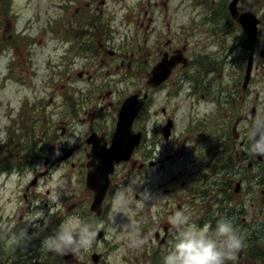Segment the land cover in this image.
I'll list each match as a JSON object with an SVG mask.
<instances>
[{"label":"flooded vegetation","instance_id":"flooded-vegetation-1","mask_svg":"<svg viewBox=\"0 0 264 264\" xmlns=\"http://www.w3.org/2000/svg\"><path fill=\"white\" fill-rule=\"evenodd\" d=\"M80 1L84 0H67L65 3H59V8L62 10L61 15H65L68 19L74 16L73 19L79 23V28L72 31L67 30L63 36L64 39L69 34L70 38L61 42L62 45H65L61 52L63 53L61 65L66 68L69 79L78 85L77 99L73 107H76L82 115H93L85 118L73 113V117H77L78 123L88 126L77 132L75 141L65 139L66 136L74 133L70 131V126L75 123L70 122L68 127L62 126V132L58 135V140L55 143L57 148L54 147L55 144L48 146L52 152L48 158L46 157L45 162L60 154L49 163L50 167L63 162L72 166H84L87 174L88 165L92 164L93 160L94 141H98L101 146L103 144L110 146L112 143L111 139L124 99L134 92L143 96L148 91L147 103L136 117L133 125L134 131L143 132V141L134 149L129 160L116 165V171L111 176L109 194L107 193V199L105 198L103 202V209L109 205V201L112 202L110 193L116 184L115 178L118 169L121 166L128 167L127 175L134 179L136 173V178L139 181L137 184H139L140 192L136 197L141 202L140 206L143 208L144 205L160 204L159 207H162V210H157L158 220L144 221L140 224L144 232L150 230L147 233L149 244L144 243V248L148 247L144 256L152 251L154 241L157 242L159 249L162 247L169 249L177 231L169 220L165 221L163 218L165 208L170 207L171 215L175 213V209L183 211L189 217V224L194 222L198 226L205 224L215 226L217 219L230 218L244 239V246L238 252L236 260L243 263L252 259L251 264H264V156L259 157L250 151L251 141L248 135L256 119V100L259 98V93H253L254 88L251 90L249 85L246 87L245 80L241 85L237 81L235 85L228 86L231 88V92L224 103L223 90L218 77L207 81L204 76L198 75L205 71L203 68L207 57L213 59L211 63L215 66L218 62L216 56L208 53L207 47L202 41V38L207 36L205 32L211 33L210 35L221 32L219 22L225 21L228 33L235 34L241 26L238 20L225 12L224 0H193L196 8L193 13L188 15L187 19H183L184 14L179 15L177 12V9L178 11L182 10V0H179L178 3H173L175 0H126L128 2L125 0H104L103 6H101L103 0H87V7L80 5ZM109 1L116 4L117 13L116 11L112 13L109 9L107 5ZM73 2H75L74 5ZM211 5L212 14L209 15L212 17L213 25L205 29L208 21L206 14L209 11L208 6ZM197 7L200 9L197 10ZM120 10L122 13L119 15ZM190 11L192 12V8ZM239 11L244 12L240 9ZM115 14L117 15L115 16ZM94 16H97L96 20L92 19ZM178 20L179 25L176 29ZM103 22H110V25L115 29L118 25L126 27V31L121 35L120 43H115L111 39L109 32L104 30ZM157 23H160V26ZM83 24L86 25L84 28ZM163 25L167 26V29L164 30ZM261 25L262 21L258 27V34L261 32ZM210 29L213 32H210ZM152 30L157 31L156 43L152 42V45L155 46L154 49L142 53L145 49L143 48L139 56L135 55L133 49L143 46L154 34L151 32ZM165 33L167 39L164 40L162 34ZM68 41H70L69 45ZM132 44L133 47L129 48ZM155 51L158 54L155 53L152 59L153 66L150 69L151 73L148 75L147 84L152 71L154 74L158 65L165 61L167 62L166 67L169 68L162 74L163 81L158 86L151 84L145 91L136 89L134 92L126 94L124 99L118 98L114 109L115 117L104 124L98 119L101 112L95 111L98 105L94 102L95 94L104 90V87L108 86V81L115 83L117 80L134 76V81L142 84L145 69L149 68V62H144V60ZM77 57H80V61L76 65ZM100 60L102 61L98 63ZM107 66L112 67V70H105ZM92 69L93 71H91ZM216 69L217 67L209 68L207 73L212 75ZM249 81L250 83L253 81L252 77ZM169 86L172 88L169 89L167 97L170 98L171 105L161 107L162 113L166 117H163L162 122L159 120L162 136L160 139H156H159L162 144H172L174 153L164 155L162 153L165 150L164 147L160 148L154 143L151 144L153 147H146L148 133L142 126V116L148 108L149 100L153 98L152 94ZM113 90L109 89L105 96L100 94L98 96H101V100L107 99L108 96L114 95ZM150 90L152 91L150 92ZM194 95L197 105L200 103V99L207 100L209 104L197 114L187 116V113L186 122L182 120L183 127L179 132H176L175 128L178 127L176 116L182 108V99ZM225 104H227V108ZM91 106L94 107L93 110L90 109ZM262 110L263 115L259 120H264V107ZM167 123H171L172 134L170 137L164 136V128ZM247 123L250 125L249 128H246ZM158 131L157 128L156 132L158 133ZM183 156L190 160L191 165H199V167H193L199 169L194 173L192 172L193 168L188 167V162L183 161L182 168L172 170L167 178L168 187L162 190V193L169 197V200H166V207H164L162 200L159 201L157 195V191L162 185L159 180L152 183L151 173L159 175L165 172L170 161L180 160ZM11 162L8 160L0 162V176H4L5 180L10 177ZM79 168L83 173L84 169ZM51 171L49 170V173ZM147 173L148 176L150 175L148 179H146ZM24 176L25 174H21L20 178ZM179 182L186 189V193L183 195H180L178 189ZM3 183L5 184L6 181ZM21 187L24 189V197L27 200L30 193L33 192L31 185L21 184ZM143 190L150 193L152 197L146 196L141 199L139 193ZM244 191H247L248 194L239 198ZM255 191L259 193L255 195ZM246 199L251 202L255 210L248 209ZM27 213L30 217L29 206H27ZM195 214H199V217H196ZM257 214L262 219L257 218L261 221L259 222L260 228H256L257 224L254 220ZM6 217L8 218L4 222L5 224L10 221V215L2 211L0 221H4ZM22 217L24 216H20V219ZM24 224H19V229L25 226ZM240 224H242L241 228ZM152 230L154 234L151 232ZM26 232L22 233L24 237L27 235ZM6 241L7 237L3 239L0 233V264L8 262L9 264H30L32 253L28 241L17 250L8 247ZM35 242L37 245L38 240L35 239ZM153 252L160 256L157 249ZM258 254L262 257H258ZM34 256L35 259L40 260L41 255L37 257L38 255L34 254Z\"/></svg>","mask_w":264,"mask_h":264},{"label":"rangeland","instance_id":"rangeland-1","mask_svg":"<svg viewBox=\"0 0 264 264\" xmlns=\"http://www.w3.org/2000/svg\"><path fill=\"white\" fill-rule=\"evenodd\" d=\"M65 1L67 0H0V162L8 160L13 163L18 160H25L27 153L22 148L26 146L35 148V150L39 149L37 153L39 155L38 158H40L35 169L26 170L24 172L25 176L22 178H20L21 173H18L17 168L11 171L10 177L6 180L4 176H0V185H2L0 186V213L3 211V213L10 215V221L7 224L4 222L9 216L4 221H0L1 237L3 239L7 237V246L14 250H17L18 247L22 248L24 246L23 243L27 241L31 246L32 242L37 239L39 243L32 247L34 254L41 255L43 260L50 264H95L91 259V255L94 252L101 253L106 259L105 262H100L99 264H146V261H152L154 262L153 264H162V258L168 251L167 248L162 247L159 249L157 242L154 241L152 251L144 256L146 251L141 249L139 245L140 237L142 236V238H145L143 242H148L147 233L150 231L148 229L144 232L140 224L144 221L158 220L157 210H162V207H159L160 204L156 205L155 203V206L144 205L143 208L140 206L141 202L136 197L140 189L135 172L134 179H132L127 175L128 167L124 168L121 166L118 169L115 178L116 184L110 196H113L117 189L127 187L126 200L116 206L109 201L108 206L110 209L108 212L104 215H95L90 210L93 193L86 186L85 167L72 166L63 162L50 167L49 163L53 158L59 157L60 154L51 157L49 161L45 162L46 157L48 158L52 152L48 146H54L57 142L58 135L62 132V126L68 127L70 122L75 123L70 126V131L74 133L65 137L66 140L70 141H75L77 132L88 126H82L78 123L77 117H73V113L85 118L93 115H82L76 107H73L77 99L76 89L78 85L69 79L66 74V68L61 65L63 59V53L61 52L65 46L61 42L70 38L69 34L64 39L63 36L67 30L72 31L75 28H79V23L73 19L74 16L68 19L65 15H61L62 10L59 8V3H65ZM178 1L175 0L173 3H178ZM232 1L224 0L225 6L228 7ZM87 2V0H84L80 1L79 4L87 7ZM125 2L128 1L125 0ZM104 3L105 1L103 0L101 6ZM74 4L75 2H73ZM107 5L112 13L115 11L117 13L115 3L109 1ZM182 5V10L178 11L177 9V12L179 15H185L184 18H181L187 19L196 6L193 0H182ZM237 5L241 11H252L260 18L262 25L259 36L251 39L241 26L237 33H228L225 26L226 22H219L221 32L212 35L205 32L207 36L202 38L208 53L216 56L218 62L215 66L211 63L213 59L207 57L203 68L205 71L198 75L204 76L207 81L213 77H218L221 82L222 96L225 103L227 96L231 92V88L228 86L235 85L237 81L241 85L244 79L246 81V67L248 69L250 60L253 61L250 72V76L253 75V81L251 83L250 81L245 82V86L249 85L251 90L254 88L253 93H259V98L256 100L255 122L264 123V120H259L263 115L262 109L264 107V0H241ZM191 8L192 12L190 11ZM121 9L124 10L123 8ZM199 9L197 7V10ZM208 9V14H206L208 21L205 29L213 25L212 17L209 15L212 14V5L208 6ZM122 10L119 11V15ZM95 18L97 16L92 19L96 20ZM103 23L104 30L109 32L111 39L115 43H120L122 41L121 35L126 31V27L118 25L115 29L110 25V22ZM157 25L160 26V23H157ZM178 25L179 20L177 21L176 29H178ZM82 26L84 28L86 25L83 24ZM163 26L164 30L165 28L167 29V26ZM209 31L213 32L211 29ZM151 32H154V34L149 37L143 46L133 49V52L136 53L135 55L139 56L143 48L145 49L142 53L150 52L154 49L155 46L152 45V42L156 43L157 31L152 30ZM24 34L26 35L24 36ZM30 34L36 37V42L32 44V39L29 37ZM162 35V39H167L166 33ZM97 39L103 40L102 38ZM69 44L70 41H68ZM131 47H133V44L129 48ZM156 51L144 60V62H149V68L145 69L142 84L134 81V76L133 78L127 77L126 79L117 80L115 83L108 81V86L95 94L94 102L98 104L95 111L101 112L98 117L100 121L105 124L115 117L114 109L118 98L122 99L126 94H130L136 89L145 91L151 84L155 85L153 81L152 83L150 82L153 71L149 77L148 84L147 78L151 73L152 59ZM79 61L80 57H77L76 65ZM215 67L217 69L214 74L210 75L207 73L209 68L214 69ZM105 70H112V67L107 66ZM171 88L169 86L152 94L153 98L149 101L148 108L142 116V126L148 133L146 147H153L152 143L157 144L160 148L164 147L165 150L162 152L164 155L174 153L172 144H162L159 140L162 136V127L159 125V120L162 122L163 117H166L162 113L161 107H169L171 105L170 98L167 97ZM109 89H114V95L101 100V96H105ZM99 94L101 96H98ZM195 98L196 96L194 95L182 99V108L177 112L176 116L178 118V127L175 128L176 132H179L183 127L181 124L182 120L186 122L188 117L185 116L187 113V116L189 114H197L208 106L209 103L205 99H200V103L197 105ZM225 105L227 108V104ZM72 109L74 110L72 111ZM90 109L93 110L94 107L91 106ZM249 127L250 125L247 123L246 128ZM157 128L159 129L158 133L156 132ZM26 131L27 137L24 135ZM17 145L22 147L18 148ZM54 147L57 148L56 144ZM185 157L183 156L181 159L179 157L180 160H173L174 162L170 161L168 169L159 175L151 173L152 183L155 180H159L162 185L157 191V195L159 201L162 200L164 207H166V200H169V197L163 194L162 190L168 187L167 178L172 170L182 168L183 161L188 162V167H199L197 164L191 165L190 160ZM79 167L84 169L83 173ZM48 168L52 171L39 178L36 185H31L33 192L26 200L23 196L24 190L21 184L29 185V181L35 175L47 171ZM198 169L193 168L192 172L195 173ZM149 176L147 173L146 179ZM4 181H6L5 184L3 183ZM177 185L180 195L185 194V186H181L180 182ZM142 192H145V190ZM258 193V191H255L254 194L257 195ZM247 194V191H244L239 198L245 197ZM253 200L254 198L251 199L252 202ZM246 204L250 211L252 209L255 210L248 199H246ZM27 206L30 209V217L27 213ZM169 209L170 207H167L164 210L163 218L165 221L169 220V217L173 215L169 213ZM175 210V213L180 211L178 209ZM195 215L199 217V214ZM20 216L24 217L20 219ZM67 217L95 223L98 225L97 235L100 231L103 234L99 240L95 237L90 247L64 258L68 252L63 255L50 252L42 246V241ZM213 217H215L214 214ZM28 218L30 219L29 221ZM257 218L261 219L258 214L254 220L255 224H257L256 228H260L259 222L261 221ZM23 223H25L26 228L23 226L19 229L18 225ZM191 224L196 225L194 222ZM242 224H240V228ZM196 226L202 227V225ZM211 226L212 229L215 228L214 225ZM245 230L247 231L246 228ZM24 231H27L25 237L22 235ZM141 232H144L142 236H140ZM151 232L154 234L153 230ZM155 249H157V253L160 256L154 254L153 250ZM251 263L252 259H248L243 263L238 260L226 262V264Z\"/></svg>","mask_w":264,"mask_h":264},{"label":"clouds","instance_id":"clouds-1","mask_svg":"<svg viewBox=\"0 0 264 264\" xmlns=\"http://www.w3.org/2000/svg\"><path fill=\"white\" fill-rule=\"evenodd\" d=\"M250 151L264 156V123L254 122L248 133ZM127 187L113 194L114 206L126 200ZM151 198L147 191L139 193L141 199ZM170 224L177 229L162 264H226L235 261L244 246V239L228 217L216 220L215 228L205 224L197 227L189 224V217L177 211L169 217ZM98 225L92 222L65 218L53 232L42 241V246L57 254L79 252L90 247L97 235Z\"/></svg>","mask_w":264,"mask_h":264},{"label":"water","instance_id":"water-1","mask_svg":"<svg viewBox=\"0 0 264 264\" xmlns=\"http://www.w3.org/2000/svg\"><path fill=\"white\" fill-rule=\"evenodd\" d=\"M230 9L232 15L241 22L249 37L254 39L257 36V23L259 20L250 12L239 14L237 10V0L232 1ZM252 62L253 61L250 60L247 69L246 83L250 78ZM168 68L169 67H166V70H168ZM164 70V67L158 66L153 76L150 78V82L152 83L153 81L155 85L160 84L164 78L162 77ZM146 97L147 94L145 95V98ZM145 98H139L138 94H134L125 99L120 109L117 128L112 138V145L109 148L98 146L94 143V148L92 150L94 159L91 161L92 164L88 165L90 169L86 183L87 186L95 192V199L91 206L95 211L100 212L101 210V204L107 193L110 184V174L114 172L115 163L128 159L132 150L141 140V133H135L132 129V125L135 116L145 103ZM170 126L171 123L166 125V134L169 133ZM35 180L36 179H34L33 182H35ZM102 234L103 232L100 231L97 237H102ZM99 258V254L93 255L95 261H98Z\"/></svg>","mask_w":264,"mask_h":264},{"label":"trees","instance_id":"trees-1","mask_svg":"<svg viewBox=\"0 0 264 264\" xmlns=\"http://www.w3.org/2000/svg\"><path fill=\"white\" fill-rule=\"evenodd\" d=\"M226 13L228 14L227 10H226ZM24 135L26 137L28 136L27 131H26V133ZM24 135H23V137H24ZM17 147L20 148L22 146L17 145ZM22 149H24L26 151V153H27V156L25 157V160H23V161H20V160L15 161V162H13L11 164V166H14L15 168L21 169V170H23L25 168L35 169V166L38 163V160L40 159V158H38L39 155L37 153V151L39 149L35 150V148H30L29 146L23 147ZM35 246H36V242L33 241L32 244H31V253H32L31 257H32V259H31L30 264H50V263L43 262L42 259H40V260L35 259L34 252L32 250V247H35ZM262 254H263V252H262ZM257 256L258 257H262V256H260V254H258Z\"/></svg>","mask_w":264,"mask_h":264}]
</instances>
